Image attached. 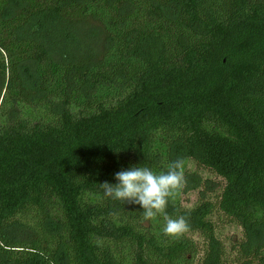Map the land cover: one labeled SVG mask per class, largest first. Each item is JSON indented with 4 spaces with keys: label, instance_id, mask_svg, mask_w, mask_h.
<instances>
[{
    "label": "trees",
    "instance_id": "trees-1",
    "mask_svg": "<svg viewBox=\"0 0 264 264\" xmlns=\"http://www.w3.org/2000/svg\"><path fill=\"white\" fill-rule=\"evenodd\" d=\"M0 264H264V0H0Z\"/></svg>",
    "mask_w": 264,
    "mask_h": 264
},
{
    "label": "clouds",
    "instance_id": "clouds-1",
    "mask_svg": "<svg viewBox=\"0 0 264 264\" xmlns=\"http://www.w3.org/2000/svg\"><path fill=\"white\" fill-rule=\"evenodd\" d=\"M115 179L119 183L101 184L105 196L140 205L145 220L164 214L163 234L166 236L179 238L190 230L183 216L172 218L165 213L169 198L186 186L182 159L171 163L166 172L157 174L147 167L138 166L117 172Z\"/></svg>",
    "mask_w": 264,
    "mask_h": 264
},
{
    "label": "rangeland",
    "instance_id": "rangeland-1",
    "mask_svg": "<svg viewBox=\"0 0 264 264\" xmlns=\"http://www.w3.org/2000/svg\"><path fill=\"white\" fill-rule=\"evenodd\" d=\"M142 225L145 227H148V226H150V223L147 221V222L143 223Z\"/></svg>",
    "mask_w": 264,
    "mask_h": 264
}]
</instances>
